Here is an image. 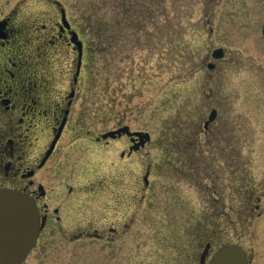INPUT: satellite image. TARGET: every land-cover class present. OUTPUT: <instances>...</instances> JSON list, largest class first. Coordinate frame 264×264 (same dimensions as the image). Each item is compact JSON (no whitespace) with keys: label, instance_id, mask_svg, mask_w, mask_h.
Segmentation results:
<instances>
[{"label":"rangeland","instance_id":"rangeland-1","mask_svg":"<svg viewBox=\"0 0 264 264\" xmlns=\"http://www.w3.org/2000/svg\"><path fill=\"white\" fill-rule=\"evenodd\" d=\"M58 4L86 51L55 159L62 179L73 172L72 186L127 183L134 223L106 246L45 231L24 264H196L207 242L212 250L238 244L250 264H264V0H0V19L15 12L29 71L48 70L57 93L74 55L57 40L46 56L36 48L58 31ZM217 48L223 56L212 59ZM211 109L217 117L205 131ZM120 126L150 141L129 158L119 157L124 140L92 141ZM85 213L80 224L92 232L95 218Z\"/></svg>","mask_w":264,"mask_h":264},{"label":"flooded vegetation","instance_id":"flooded-vegetation-1","mask_svg":"<svg viewBox=\"0 0 264 264\" xmlns=\"http://www.w3.org/2000/svg\"><path fill=\"white\" fill-rule=\"evenodd\" d=\"M44 29L45 26H42L41 30ZM56 29L58 31L50 39L37 40L40 45L36 51L37 56H46L44 48L48 45L54 48L57 40L58 46L69 49L74 55L70 80L58 93L52 88L53 81L52 86L50 85L48 70L38 75L34 70L29 71L34 67L33 64L30 67L27 56L20 55L24 53L19 48L23 39H20L21 29L15 22V12L11 11L0 19V189L24 193L36 205L42 227L30 253L38 247L45 231L48 234L64 232L65 237L75 241L97 239L102 246H106L119 242L134 223V212L131 211L133 196H129L130 186L127 183L122 184L113 179L84 184L82 187L73 183L72 186L68 182H73V172L69 173L68 182L62 179L65 170L63 171V164L55 156L64 132L73 123L70 116L75 101H78V83L81 82L85 69L86 48L77 31V39L82 43L79 62V50L69 39L71 23L69 22V29H64L60 21L56 22ZM210 125L204 130L207 131ZM118 129L120 127L111 131ZM131 131L136 132L129 129ZM121 140L126 141V150L119 154L121 158L132 157L148 143L141 145L142 137L132 134L129 136L127 133L107 139L95 138L92 141L97 144L103 141L107 144ZM45 169L46 172L42 173ZM72 170L74 171L73 168ZM148 174L149 170L141 178L144 187L139 191L142 192L140 203L145 198ZM86 198L92 203L85 205ZM86 211L92 212L95 218L96 226L92 232H89L86 224H80ZM71 220L78 221L76 227L71 230L66 224L64 228V223ZM211 251L212 245L207 242L195 257L196 264H201V257L202 263L207 264L213 253ZM112 255L115 258L116 252L108 253L104 257L110 259ZM127 257L132 258L131 251Z\"/></svg>","mask_w":264,"mask_h":264},{"label":"water","instance_id":"water-1","mask_svg":"<svg viewBox=\"0 0 264 264\" xmlns=\"http://www.w3.org/2000/svg\"><path fill=\"white\" fill-rule=\"evenodd\" d=\"M64 26L68 27L64 12H61ZM75 34L71 35V41L80 47ZM80 50V48H79ZM223 51L220 48L212 51L213 59L221 58ZM211 68L212 65L208 64ZM214 109L210 111L205 127L216 117ZM127 133L142 137L141 145L149 141L150 135L146 132L128 133V127H121L117 131H111L101 135L102 138L114 137ZM40 222L35 203L24 193L10 189H0V264H21L29 253L38 237ZM202 257L200 263H202ZM208 264H248L245 252L238 245H227L217 249L209 259Z\"/></svg>","mask_w":264,"mask_h":264},{"label":"trees","instance_id":"trees-1","mask_svg":"<svg viewBox=\"0 0 264 264\" xmlns=\"http://www.w3.org/2000/svg\"><path fill=\"white\" fill-rule=\"evenodd\" d=\"M92 2V1H91ZM87 9V16L90 14V3H88V6L86 7ZM92 9H93V11H94V13H96V8H94V7H92ZM89 17V16H88ZM87 17V18H88ZM90 19L88 18V22L90 23V21H89ZM101 20V18H97V21L99 22ZM89 28H91V35L93 34L94 36H95V29L93 28V27H91L90 26V24H89Z\"/></svg>","mask_w":264,"mask_h":264}]
</instances>
